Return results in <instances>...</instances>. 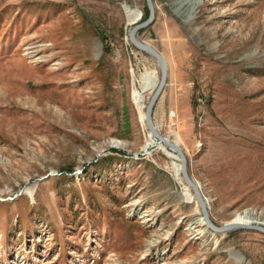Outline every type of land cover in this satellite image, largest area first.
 <instances>
[{
  "label": "rangeland",
  "instance_id": "1",
  "mask_svg": "<svg viewBox=\"0 0 264 264\" xmlns=\"http://www.w3.org/2000/svg\"><path fill=\"white\" fill-rule=\"evenodd\" d=\"M155 5L137 33L168 63L153 123L215 224L264 226V0ZM147 6L0 0V264H264V233L201 223L148 128L161 68L130 39Z\"/></svg>",
  "mask_w": 264,
  "mask_h": 264
},
{
  "label": "water",
  "instance_id": "2",
  "mask_svg": "<svg viewBox=\"0 0 264 264\" xmlns=\"http://www.w3.org/2000/svg\"><path fill=\"white\" fill-rule=\"evenodd\" d=\"M147 5H148V8L150 10L149 18L147 20H144L143 22L136 24L132 28L131 33H130V39H131L132 43L139 50H142V51L150 54L154 58H156L157 61L159 62L160 68H161V82H160L159 88L157 89L155 94L152 96V98L149 101L147 108H146V121H147V124H148L150 131L154 134V136H156L158 138V140L160 142H165L171 148H173L176 152H178V154L180 155L181 166H182L181 171H182L184 180L190 186L191 190L194 192V194H195V196H196V198L200 204V207L202 209V214H203L204 218L206 219L208 226L212 230H214L217 233H227L230 231L245 228V229L257 230L259 232L264 233V226H261L258 224H256V225H250V224L246 225V224H238V223L237 224L236 223H230V224H223V225L215 224L213 222V220L210 218L208 200L202 192L201 185L196 179H194L192 177V175L189 172L188 158H187V155H186L183 147L176 140H172V139H169L167 137H164L154 127L153 122H152V114H153L154 106H155L160 94L164 90V87L167 83L168 63L166 61V58L158 50H156L155 47H153L151 44H148L146 42L139 40L137 37L138 31L141 28L150 25L155 20V17H156L155 0H147ZM145 152L146 151H144V153Z\"/></svg>",
  "mask_w": 264,
  "mask_h": 264
},
{
  "label": "bare ground",
  "instance_id": "3",
  "mask_svg": "<svg viewBox=\"0 0 264 264\" xmlns=\"http://www.w3.org/2000/svg\"><path fill=\"white\" fill-rule=\"evenodd\" d=\"M142 51V50H141ZM157 60V59H156ZM160 82H161V80H160ZM159 85H160V83H159ZM159 88V86L157 87V89ZM157 91V90H156ZM163 92V91H162ZM162 94V93H161ZM161 94H160V96H161ZM160 96H159V98H160ZM158 98V99H159ZM158 101V100H157ZM157 103V102H156ZM156 105V104H155ZM154 108H155V106H154ZM153 113H154V110H153ZM152 122H153V114H152ZM146 123H147V121H146ZM148 125V124H147ZM153 125H154V123H153ZM154 127H155V125H154ZM149 128V127H148ZM156 128V127H155ZM156 130H157V128H156ZM158 131V130H157ZM159 132V131H158ZM152 133V132H151ZM160 133V132H159ZM153 134V133H152ZM161 134V133H160ZM153 136H154V134H153ZM164 136V135H163ZM157 140H158V138L156 137V136H154ZM165 137V136H164ZM164 144L165 146H168L169 148H171L168 144H166L165 142H160L159 140H158V144ZM173 151H175L173 148H171ZM176 152V151H175ZM178 153V152H177ZM178 156L180 157V155L178 154ZM188 185V184H187ZM189 186V185H188ZM186 196V195H185ZM198 201V200H197ZM199 203V202H198ZM200 205V204H199ZM209 205V204H208ZM211 218V217H210ZM201 223H203V224H206L207 226H208V224H207V222H206V219L204 218V216L201 218ZM230 223H238V224H250V225H256V224H258V225H260L259 224V222L256 220V219H254V217H253V215H252V213L250 212V211H247V212H245V213H238V214H236V216L229 222V223H226V224H230ZM262 226V225H261ZM209 227V226H208ZM210 228V227H209ZM211 229V228H210ZM212 230V229H211ZM214 231V230H213ZM215 232V231H214ZM215 233H217V232H215ZM232 254L237 258V259H239V260H243L244 259V257L241 255V254H239V253H237V252H235V251H232ZM244 261V260H243Z\"/></svg>",
  "mask_w": 264,
  "mask_h": 264
},
{
  "label": "trees",
  "instance_id": "4",
  "mask_svg": "<svg viewBox=\"0 0 264 264\" xmlns=\"http://www.w3.org/2000/svg\"><path fill=\"white\" fill-rule=\"evenodd\" d=\"M149 16H150V10H149V8H148V6H147V9H146V11H145L144 20H147V19L149 18Z\"/></svg>",
  "mask_w": 264,
  "mask_h": 264
}]
</instances>
